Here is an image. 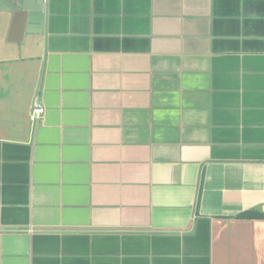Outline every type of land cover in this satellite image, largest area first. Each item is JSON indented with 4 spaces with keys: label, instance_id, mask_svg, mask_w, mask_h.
<instances>
[{
    "label": "crops",
    "instance_id": "1",
    "mask_svg": "<svg viewBox=\"0 0 264 264\" xmlns=\"http://www.w3.org/2000/svg\"><path fill=\"white\" fill-rule=\"evenodd\" d=\"M8 3L0 264H264V0Z\"/></svg>",
    "mask_w": 264,
    "mask_h": 264
},
{
    "label": "water",
    "instance_id": "2",
    "mask_svg": "<svg viewBox=\"0 0 264 264\" xmlns=\"http://www.w3.org/2000/svg\"><path fill=\"white\" fill-rule=\"evenodd\" d=\"M12 24L22 32H37L42 26L44 0H9Z\"/></svg>",
    "mask_w": 264,
    "mask_h": 264
},
{
    "label": "built area",
    "instance_id": "3",
    "mask_svg": "<svg viewBox=\"0 0 264 264\" xmlns=\"http://www.w3.org/2000/svg\"><path fill=\"white\" fill-rule=\"evenodd\" d=\"M43 113H44V107L39 104H36L32 107L30 117L32 120L37 121L39 118H41Z\"/></svg>",
    "mask_w": 264,
    "mask_h": 264
},
{
    "label": "trees",
    "instance_id": "4",
    "mask_svg": "<svg viewBox=\"0 0 264 264\" xmlns=\"http://www.w3.org/2000/svg\"><path fill=\"white\" fill-rule=\"evenodd\" d=\"M248 216H253L252 214H249Z\"/></svg>",
    "mask_w": 264,
    "mask_h": 264
}]
</instances>
